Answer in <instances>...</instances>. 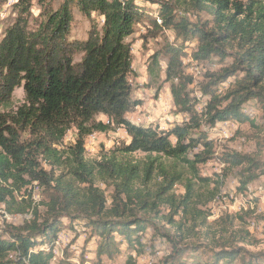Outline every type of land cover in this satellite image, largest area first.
<instances>
[{"label":"trees","instance_id":"16d2710c","mask_svg":"<svg viewBox=\"0 0 264 264\" xmlns=\"http://www.w3.org/2000/svg\"><path fill=\"white\" fill-rule=\"evenodd\" d=\"M8 2L0 0V9ZM38 2L37 17L32 0L16 5L17 16L0 41V207L10 211L17 196L26 193L29 201L23 200L16 211L32 215L20 226L5 223L0 228V264H71L68 254L55 255L64 221L81 222L101 238L92 264H102L123 242L129 251L143 249V235L162 219L178 230L163 235L172 251L161 264H264V251L251 253L230 243L206 249L208 245L185 242L205 221L198 206L215 200L220 185L216 181L217 187L208 189L213 181L200 176V165L214 154L203 124L254 125L247 114L253 104L259 105L264 123V0H61L56 9L51 1ZM145 4L156 9L151 12ZM75 9L88 19L100 17L101 29L71 40ZM181 12L205 13L210 20L191 23ZM141 24L147 38L173 30L184 43H196L190 57L206 69L200 83L185 73L183 49L172 45L156 51L148 66L152 77L166 61L173 104L189 116L182 126L160 130L128 118L140 103L132 99L133 55L127 38ZM195 84L208 99L203 114L197 111L199 100L190 95ZM18 88L25 100L12 108ZM99 115L107 122L97 121ZM73 128L74 144L60 149ZM119 128L130 142L99 162H88L87 138ZM136 153L145 154L147 162L133 159ZM222 162L235 168L251 165L239 173L240 190L256 178L251 172L258 164L246 155L226 154ZM155 175L161 182L154 190ZM98 182L112 190L110 198ZM179 183L185 189L181 196L175 194ZM36 189L42 193L37 205L31 199ZM180 214L192 222L186 232L175 224ZM205 250L210 255L205 263L193 259ZM131 254L129 262L135 264Z\"/></svg>","mask_w":264,"mask_h":264},{"label":"rangeland","instance_id":"374dc122","mask_svg":"<svg viewBox=\"0 0 264 264\" xmlns=\"http://www.w3.org/2000/svg\"><path fill=\"white\" fill-rule=\"evenodd\" d=\"M17 3H7L0 9V41L4 31L15 20L17 16ZM51 1L56 9L61 0ZM246 1V0H238ZM32 14L39 16L41 9L38 0H32ZM151 12L156 8L145 4ZM74 21L72 25L71 40H83L87 38L88 33L97 27H102L103 21L96 14H92L91 19L83 16L77 9L74 10ZM181 16L187 18L189 22L195 23L198 20H210L205 13H186L181 12ZM144 24L136 28L133 36L127 38V42L132 45V66L134 73L130 77L132 85V99L139 101L140 105L128 114L129 120L133 123L141 124L145 127H154L160 130H169L174 126H182L187 123L189 116L179 113L173 104L170 83L165 82L164 70L166 61L161 60L160 68L152 77L148 73L150 58L165 45H172L174 48L183 49L186 56L183 58L185 73L194 77L196 83L204 79L206 69L194 63L190 57L196 48V43L186 42L177 37L173 30L164 31L157 39L147 38ZM79 58H77L78 60ZM76 60V61H77ZM219 66H213L211 69L216 71ZM228 84L223 86L225 89ZM190 95L193 100H199L197 111L203 114L207 98L202 97L197 85L190 86ZM25 100V93L22 88L15 90L13 95L12 108L21 105ZM248 116L254 120V125L250 123L238 124L235 122L218 123L214 127L203 124L201 130L208 136L213 144V158L206 164L200 165V176L209 178L213 181L208 189L217 187L214 182L220 181L217 197L207 204V206H198V209L204 212L205 221L200 220L194 234L185 240L186 243H201L208 249L210 246L219 249V244H233L236 247H245L251 253L264 251V123L262 111L258 104L250 106L247 112ZM97 121L107 122L106 117L99 115ZM123 128L112 129L107 133H94L86 140L85 159L90 162H99L104 156H108L116 151L121 145L127 144L126 132ZM77 137L75 128L71 129L60 147L66 148L73 145ZM197 137V136H195ZM238 153L257 162L258 168L251 174L256 178L249 184L246 190H240V175L243 169L251 167L246 163L242 168L230 167L222 158L226 154ZM133 159L147 162L143 153H136L131 156ZM192 157V156H191ZM167 166L170 164L164 161ZM143 164V163H142ZM186 177L187 172L185 173ZM161 179L154 176L151 189H156ZM97 186L105 191L108 198L112 190L102 184ZM175 194L181 196L185 189L184 183H179L175 188ZM201 193L206 194L201 191ZM32 201L39 204L42 201L41 190L36 189L33 192ZM23 200L29 201L26 193L19 194L15 203L10 209L5 206L0 207V228L4 229L5 223L14 226H20L25 221L31 219L30 212L21 214L16 211L17 205H22ZM43 210V208H40ZM164 217L169 214V208H161ZM175 224L184 226L183 231L191 229L192 222H186L181 218V214L174 218ZM64 228L58 236L56 245V257L59 259L65 254L69 255L71 264L94 263L97 261L96 250L101 243V238L93 234L90 229L84 230L81 222L69 224L64 221ZM177 226H172L166 219L160 220L155 228H149L143 235L144 247L140 251H129L127 244L123 242L119 252L113 257H103L102 264H131L129 262L130 252L131 261L135 264H161L163 259L172 251L169 241L163 236L169 234L177 235ZM248 235V236H247ZM118 240L122 238L116 236ZM245 238L246 243L241 239ZM210 255L206 250L193 259H198L204 263ZM234 264H238L237 262Z\"/></svg>","mask_w":264,"mask_h":264},{"label":"crops","instance_id":"0c3cea01","mask_svg":"<svg viewBox=\"0 0 264 264\" xmlns=\"http://www.w3.org/2000/svg\"><path fill=\"white\" fill-rule=\"evenodd\" d=\"M133 36V35H132ZM122 131H125V130H122ZM126 132V131H125ZM126 136H127V144L130 142V138L128 137L127 133H126Z\"/></svg>","mask_w":264,"mask_h":264},{"label":"built area","instance_id":"2783aa9c","mask_svg":"<svg viewBox=\"0 0 264 264\" xmlns=\"http://www.w3.org/2000/svg\"><path fill=\"white\" fill-rule=\"evenodd\" d=\"M9 3H17V0H9Z\"/></svg>","mask_w":264,"mask_h":264},{"label":"bare ground","instance_id":"6f19581e","mask_svg":"<svg viewBox=\"0 0 264 264\" xmlns=\"http://www.w3.org/2000/svg\"><path fill=\"white\" fill-rule=\"evenodd\" d=\"M56 253V252H55Z\"/></svg>","mask_w":264,"mask_h":264}]
</instances>
